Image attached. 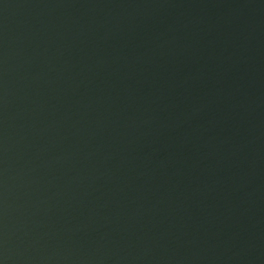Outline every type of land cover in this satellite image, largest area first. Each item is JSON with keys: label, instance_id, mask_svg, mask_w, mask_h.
I'll return each instance as SVG.
<instances>
[{"label": "water", "instance_id": "water-1", "mask_svg": "<svg viewBox=\"0 0 264 264\" xmlns=\"http://www.w3.org/2000/svg\"><path fill=\"white\" fill-rule=\"evenodd\" d=\"M0 264H264V0H0Z\"/></svg>", "mask_w": 264, "mask_h": 264}]
</instances>
